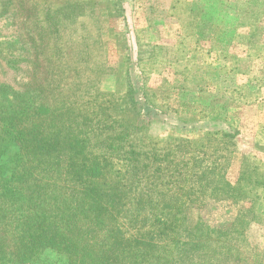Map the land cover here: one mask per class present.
<instances>
[{"label": "trees", "instance_id": "obj_1", "mask_svg": "<svg viewBox=\"0 0 264 264\" xmlns=\"http://www.w3.org/2000/svg\"><path fill=\"white\" fill-rule=\"evenodd\" d=\"M79 3L60 0L48 8H38L18 1L19 7L11 11L12 24L16 13L23 17L21 27L26 26L29 16L36 31L30 40L32 59L24 51V42L19 48L26 56L18 57L25 64L29 61L35 71L30 80L29 74L16 66V57L15 83L0 84V264H24L45 250L62 256L68 264H264V252L252 250L246 241V219H236L223 231L199 224L190 232L189 241H183L184 215L179 214L178 206L179 211L171 212V216H162L160 208L153 212L158 203L153 204V213L144 216L137 211L125 212V185L118 180L119 173L112 175L110 162H136L134 151H124L122 138L130 141L128 130L140 129L141 120L151 114L148 109L162 114L168 110L154 103L148 91L143 92L139 101L127 73L120 102H103L106 96L114 97L100 90L99 80L88 76L96 75L103 66L96 59L103 52L101 37L94 40L79 37L73 56L66 49V44L71 43L65 36L68 25L75 24L93 6ZM123 3L124 0L103 2L117 12L116 17L122 15ZM99 24L96 23L97 30ZM118 29L126 31L124 26ZM26 34L12 36L18 43ZM117 36L118 32L113 36L117 43L126 40ZM41 58L45 65L41 64ZM68 71L77 79L85 78L84 83L73 87ZM69 90L74 96L87 98L81 103L85 109H74L78 101L66 95ZM226 93L219 90L216 95ZM213 97L209 96L201 111L205 110L209 116L208 123L227 122L232 103ZM113 110V114L122 113L126 117L120 132L122 138L113 135L118 123L110 114ZM195 120L197 117L193 116L184 123ZM204 133L205 143L194 151L195 155H189L186 161H181L182 151L181 155L171 157V178L191 174L196 186L192 193L197 194L193 199L208 197L209 190L223 191L228 199L234 197L232 193L247 196L251 203L249 210L253 212L259 198L246 194L259 186V180L244 170H240L235 184L225 179L228 153H232L238 132L219 129ZM204 146L209 151L202 149ZM12 148L13 153L4 159ZM208 161L210 165L206 166L204 163ZM162 171L160 167L155 170ZM245 190L246 194L242 193ZM240 224L243 229L238 233L236 227ZM169 232L171 256L161 238ZM246 255L253 261L247 262Z\"/></svg>", "mask_w": 264, "mask_h": 264}, {"label": "rangeland", "instance_id": "obj_2", "mask_svg": "<svg viewBox=\"0 0 264 264\" xmlns=\"http://www.w3.org/2000/svg\"><path fill=\"white\" fill-rule=\"evenodd\" d=\"M18 1L27 6L48 8L60 0H0V84L15 83L13 60L25 55L19 48L20 43H25L24 51L28 59H32L30 40L36 31L29 16L25 27H21L24 20L17 13L15 24H12L11 11L19 7ZM75 1L93 6L85 10L86 14L75 24L68 25L65 36L71 43L66 44V49L73 56L79 37L84 35L92 40L101 37L103 52L96 59L103 66L96 75L88 76L99 80L100 90L114 97L106 96L103 102H120L124 93L123 77L127 73L139 101L143 92L148 91L154 103L168 110L162 114L147 108L151 114L141 120L140 129L128 130L129 142L120 133L126 117L122 113L113 114L114 110L110 113L118 121L113 135L123 139L124 151H134L137 155L136 162H110L112 175L119 173L118 180L120 178V183L125 185V212L137 211L144 216L160 208L162 216H171V212L181 209L179 214L184 215L186 235L183 241H189L190 232L199 224L223 231L236 219H246L247 243L252 250L264 252V0H124L119 17L115 10L105 7L104 0ZM98 22L99 30L96 29ZM116 32L117 38L124 36L126 40L115 42ZM16 33L27 34L16 43L12 36ZM27 63L18 59L15 64L24 69L31 80L35 70L29 61ZM67 77L73 87L84 83L85 79L75 78L70 71ZM83 90L81 87V92ZM219 90L228 93L216 95ZM66 95L77 99L74 109H85L81 103L88 101L86 97L74 96L71 90ZM209 96L232 103L227 111V122L208 123L209 116L201 110L207 105ZM193 116L197 120L184 123ZM219 129L238 132L232 153H228V167L224 169L227 182L235 184L240 170L259 180L256 189L252 188L248 194L242 191L249 197L259 198L253 212L249 210L251 203L247 196L232 193L234 197L228 199L223 191L211 193L209 190L208 197L193 199L197 194L192 193L196 186L191 174L171 178V157L181 155L182 151L181 161H186L205 143L204 131ZM185 149L189 151L185 153ZM202 149L209 151L205 146ZM14 150L12 148L4 159ZM204 164L210 165V161ZM159 167L163 171L156 173ZM112 179L115 182L116 179ZM153 181L157 182L151 185ZM136 199H140L139 204H135ZM154 203H158V207L152 212ZM236 229L240 233L243 225ZM161 238L171 256V232ZM237 241L241 243L240 239ZM247 255L242 258L252 262L253 258ZM24 264L68 263L52 250H45Z\"/></svg>", "mask_w": 264, "mask_h": 264}]
</instances>
